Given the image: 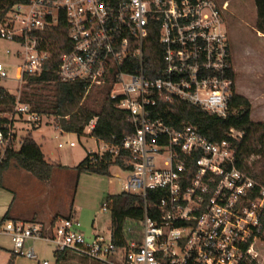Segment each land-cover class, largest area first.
<instances>
[{
    "label": "built area",
    "instance_id": "built-area-1",
    "mask_svg": "<svg viewBox=\"0 0 264 264\" xmlns=\"http://www.w3.org/2000/svg\"><path fill=\"white\" fill-rule=\"evenodd\" d=\"M229 12L230 3L218 0H25L9 9L0 40L17 46L19 85L44 72L56 48L49 33L65 25L70 50L60 58L59 79L86 83L87 93L110 86L111 99L135 129L122 146L132 167L123 189L145 201L141 231L120 245L111 232L89 242L74 215L47 225L3 222L0 233L10 238L15 255L36 260L30 243L42 242L101 264H239L252 257V245L244 246L262 227L264 185L238 168L244 134L232 128L230 139L217 143L197 126L173 127L153 115L160 103L175 100L219 118L236 113ZM152 42L161 62L147 71L145 48ZM8 79L0 63V88ZM15 105L16 115L41 121L19 98ZM14 140L9 129L7 136L0 130V166ZM104 145L115 161L119 149ZM149 191L159 193L155 206ZM102 209L109 212L107 204Z\"/></svg>",
    "mask_w": 264,
    "mask_h": 264
},
{
    "label": "rangeland",
    "instance_id": "rangeland-1",
    "mask_svg": "<svg viewBox=\"0 0 264 264\" xmlns=\"http://www.w3.org/2000/svg\"><path fill=\"white\" fill-rule=\"evenodd\" d=\"M218 1L223 3L225 0ZM231 8L232 15L230 17L227 15V20L232 41L236 90L239 95L247 96L251 102L252 121L264 122V35L261 37L255 28L257 22L255 2L232 0ZM15 51H17L15 44L0 40V63L7 66L9 73V79L4 81V87L22 100L23 91L27 89L25 83L19 85L16 80L20 59L14 56ZM102 90L103 87L93 86L86 100L88 106L97 111L101 109L106 96L102 94ZM15 107L11 113L2 115L8 119L7 127L15 135L11 147L17 151L22 139L32 132L34 139L42 146L46 161L56 167L49 182H42L25 171L16 160H11L7 167L0 171V224L10 208L11 213L19 214L18 221L40 222L46 225L54 223L61 215L69 216L73 211L81 223V231L89 242L96 234L109 238L111 215L109 212L105 213L102 207L108 195L124 192L126 171L113 166L110 177L89 173L78 174L75 168L90 153H98L101 156L105 154L103 153L105 145L90 136L91 130L86 131L85 136L66 133L57 129L56 117L39 116L41 121L35 122L29 115H16ZM71 142L75 144L74 147L70 146ZM253 157L248 160L250 165L260 158ZM49 216L51 218L47 221L33 219H46ZM10 220L13 219L9 217L7 221ZM261 229L262 227L258 232ZM30 244L35 247L38 258L31 260L16 256L14 264H43L45 261L57 264L53 246H47L42 242ZM7 248L12 249L11 240L0 233V264H9L11 260L12 251ZM251 248L252 258L259 264H264V235L256 237ZM60 264L101 263L68 253Z\"/></svg>",
    "mask_w": 264,
    "mask_h": 264
},
{
    "label": "trees",
    "instance_id": "trees-1",
    "mask_svg": "<svg viewBox=\"0 0 264 264\" xmlns=\"http://www.w3.org/2000/svg\"><path fill=\"white\" fill-rule=\"evenodd\" d=\"M25 0H0V22L9 9L15 4ZM257 9V32L264 35V0H254ZM49 36L54 39V54L45 65L44 72L40 76L27 78L26 89L23 91L22 103L31 106V112L38 116H54L57 118L58 128L66 133L85 136L90 123L97 119L96 126L91 130L90 136L99 142L108 143L119 149V155L115 161L113 154L107 152L102 156L98 153H90L76 168L78 174L89 173L100 176H111L113 166L123 170H131L126 164L129 154L123 149V142L127 136L133 135L135 129L131 124L129 113L116 107V102L111 99L110 86L103 87L106 96L99 111L92 109L86 103L88 98V85L83 82H62L58 77V65L63 54L70 50L67 28L61 25ZM161 62V49L157 43H148L145 48V67L147 71L157 68ZM153 74V73H151ZM231 76L236 78L235 72ZM16 104V97L0 88V130L5 136L8 134V119L3 114L11 113ZM232 106L237 108L235 114L227 118H219L210 115L199 107L186 102L175 100L170 103H160L154 112L155 118H163L173 127L181 124L197 126L201 132L213 142L229 140V131L234 128L244 134L241 143H237V165L244 173L264 185V122H254L251 119L252 104L246 97L235 94ZM260 157L251 165L248 160ZM11 160H16L19 166L32 174L42 182L52 179L55 165L46 161L40 145L31 134L22 139L20 148L16 151L13 147L6 150L5 160L0 166V171L7 167ZM58 167L63 168L61 165ZM159 193L149 191L148 201L155 206ZM144 199L137 195L122 192L118 195H108L106 203L111 215V234L114 242L123 244L125 237H132L141 231L140 221L144 216ZM103 208V207H102ZM71 214L65 218L70 217ZM9 220L5 215L1 223ZM262 229H255L244 246V250L250 248L256 237L264 235V213L262 216ZM138 229V231H137ZM68 253H57L55 257L60 264ZM17 255L12 252L9 264H14ZM239 264H259L251 256H245Z\"/></svg>",
    "mask_w": 264,
    "mask_h": 264
},
{
    "label": "crops",
    "instance_id": "crops-1",
    "mask_svg": "<svg viewBox=\"0 0 264 264\" xmlns=\"http://www.w3.org/2000/svg\"><path fill=\"white\" fill-rule=\"evenodd\" d=\"M225 1H228L229 3H230V12H229V17H230V15H232V8H231V1L232 0H225ZM256 10V13H257V9H255ZM259 33V32H258ZM259 35L262 37L263 35L261 34V33H259ZM246 98H248L247 96H245ZM57 129H59L58 127H57ZM89 129H87L86 131H88ZM29 134H31L32 135V137H33V133L32 132H30ZM34 138V137H33ZM95 139V138H94ZM35 140V139H34ZM36 141V140H35ZM37 142V141H36ZM99 142V141H98ZM38 143V142H37ZM101 143H103V142H101ZM39 144V143H38ZM104 144V143H103ZM40 145V144H39ZM40 147H41V149H42V146L40 145ZM45 155V154H44ZM45 158H46V155H45ZM5 215H7L8 217H10V218H12L13 220H11V221H18V220H20V218H19V214H17V213H11V208L5 213ZM53 215V214H52ZM51 215V216H52ZM56 214H54V216H55ZM61 215V214H60ZM69 215V214H68ZM72 215H74V212L73 211H71V216ZM51 216H49L48 218H46V219H38V218H33L34 220H37V221H47V220H49V218H51ZM53 216V217H54ZM75 216V215H74ZM66 217V215H61V217L60 218H65ZM26 221V220H25ZM110 232H111V230H110ZM96 235H100V234H96ZM9 251H12V249L11 248H7Z\"/></svg>",
    "mask_w": 264,
    "mask_h": 264
}]
</instances>
